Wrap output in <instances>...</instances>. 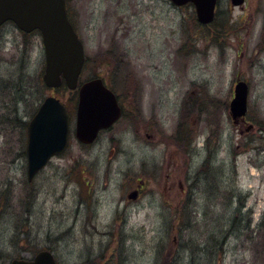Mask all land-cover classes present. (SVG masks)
<instances>
[{
  "label": "rangeland",
  "instance_id": "obj_1",
  "mask_svg": "<svg viewBox=\"0 0 264 264\" xmlns=\"http://www.w3.org/2000/svg\"><path fill=\"white\" fill-rule=\"evenodd\" d=\"M79 4L83 79H127L124 90L142 91V113L132 121L127 110L90 147L72 132L66 152L29 181L24 119L45 97L69 103L74 93L44 84L40 32L4 25L0 264L45 248L57 264H264V0H218L210 24L198 22L192 4L168 0ZM111 48L120 66L109 65ZM238 79L249 84V111L234 122ZM150 118L159 125L150 127ZM175 157L178 171L167 178ZM137 179L146 181L143 195L127 204Z\"/></svg>",
  "mask_w": 264,
  "mask_h": 264
},
{
  "label": "water",
  "instance_id": "obj_2",
  "mask_svg": "<svg viewBox=\"0 0 264 264\" xmlns=\"http://www.w3.org/2000/svg\"><path fill=\"white\" fill-rule=\"evenodd\" d=\"M175 5L189 2L195 6L197 19L208 24L215 18L218 0H171ZM234 6L245 0H231ZM13 21L21 30H39L45 49V72L43 79L50 88L65 82L74 90L78 86L85 51L72 22L69 19L66 0H0V26ZM249 85L238 80L230 113L235 122L245 120L248 112ZM121 115V108L114 92L103 82L94 78L79 87L76 136L85 143L95 140L100 129L109 127ZM70 115L56 96H48L39 105L28 127V179L32 180L49 160L63 153L69 145ZM10 264H56L53 253L41 250L34 259H14Z\"/></svg>",
  "mask_w": 264,
  "mask_h": 264
},
{
  "label": "flooded vegetation",
  "instance_id": "obj_3",
  "mask_svg": "<svg viewBox=\"0 0 264 264\" xmlns=\"http://www.w3.org/2000/svg\"><path fill=\"white\" fill-rule=\"evenodd\" d=\"M79 1L80 0H78V2H77L78 8H80ZM66 3H67L68 12L70 14V18H71L74 26L76 27V24H77V21H78V18H79V15L77 13L78 8L74 5L75 9L71 10L69 8V0H66ZM94 11H95V8H94ZM94 11H93V13H94ZM109 17H110L109 13L108 12L105 13L104 19L107 20ZM110 50H111L110 53L115 55V59L112 60V62H110L109 65L112 66L113 63H115V65L117 64L118 66H120L121 63H122L120 61L123 60L122 59V55L119 54V52L115 48H111ZM117 55H120L121 57H117ZM87 59H88V57L86 56V61H87ZM115 74L117 75V71L115 72ZM83 75L84 74L82 73L79 85H81L84 81H88L90 79H94V78H98V77L102 78L104 80L106 86L108 88H110L116 94V97H117L118 102H119V104L121 106V109H122L121 117L110 128H106V129L100 131L97 140L101 136L102 132L109 131L110 129H112V127L114 125L118 124L124 118L125 114L128 113L127 110H129L130 113H131V116L129 117V119L132 120V121H135L136 119H138L137 117H139L141 115V113H142L141 112V101L139 100V97L141 96L142 91H139L137 85H136L135 89L124 90L123 89V84L126 83L128 80L124 79L122 77H120V79L119 78L115 79L114 76H111V79L109 80L107 75L94 73V74H89L88 76H86V78L83 79ZM124 86L126 87V85H124ZM62 89H65V85L62 86ZM72 92L74 93V96H73L72 100L69 103L67 101H64L61 96H58V97L61 99L62 102H64V104L67 107V110H68V112L70 114L72 132L74 133V127L76 125V117H77V106H78V101H79V90L77 89L76 91H72ZM35 113H36V110L34 111L33 115ZM31 117H32V115H30V117L28 119H24V123L27 124V128H28V125H29ZM148 123H149V126L152 127V128H155V127H157L159 125V123H157L155 120H153L151 118H150V121ZM146 131H148V130H146ZM146 136H147V138L149 140L150 139L152 140L154 138V135L151 132H147ZM79 143L83 147H90V146H92L94 144V143H92V144H84V143H81V142H79ZM178 146L180 147L179 144H178ZM185 148H186V146L182 145L181 149L185 150ZM111 154H113V150L111 151ZM172 160L174 161L173 166H172L171 162H169L168 165H167V171H168L167 178H171V177L175 176L177 171H178V168H177L178 160H177V158L175 157ZM136 182L137 183L135 184L134 187L126 190L125 195L122 198V200H125L127 202V204L136 203L137 201L140 200V198L143 195V190H144V188L146 186V181L143 180V179H137ZM187 189H188V186H186L185 183L182 182L181 183L182 192L185 193V190L187 192Z\"/></svg>",
  "mask_w": 264,
  "mask_h": 264
},
{
  "label": "trees",
  "instance_id": "obj_4",
  "mask_svg": "<svg viewBox=\"0 0 264 264\" xmlns=\"http://www.w3.org/2000/svg\"><path fill=\"white\" fill-rule=\"evenodd\" d=\"M35 110H36V108L34 109V111H35ZM34 111H33V113H34ZM33 113H32V114H33ZM32 114H31V115H32ZM244 205H245V203H241L240 206L238 207L237 211L241 212V210H242V208L244 207ZM262 223H264V220L262 221Z\"/></svg>",
  "mask_w": 264,
  "mask_h": 264
}]
</instances>
